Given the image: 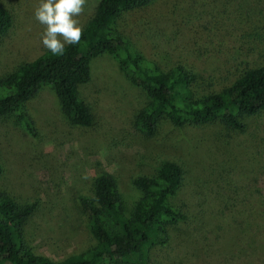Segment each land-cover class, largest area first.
I'll return each mask as SVG.
<instances>
[{
  "label": "rangeland",
  "instance_id": "obj_1",
  "mask_svg": "<svg viewBox=\"0 0 264 264\" xmlns=\"http://www.w3.org/2000/svg\"><path fill=\"white\" fill-rule=\"evenodd\" d=\"M97 2L87 0L76 17L81 27ZM0 3L12 16L0 36L3 77L47 49L44 26L34 18L40 0ZM249 17L264 21V0H155L119 25L147 61L162 68L182 60L200 74V88L215 89L236 69L264 60V44L241 37L246 26L240 23ZM78 91L95 115L92 128L69 125L49 86L23 105L34 134L13 115L0 119V185L18 201H37L25 225L35 253L59 261L93 244L76 205L95 175L113 177L128 213L140 195L132 179L171 160L183 170L171 203L185 218L168 228L165 244L150 250L149 264H264V112L249 117L241 133L215 124L178 129L165 121L142 137L132 119L146 95L106 54L90 60L89 80ZM8 92L0 87V95Z\"/></svg>",
  "mask_w": 264,
  "mask_h": 264
},
{
  "label": "trees",
  "instance_id": "obj_2",
  "mask_svg": "<svg viewBox=\"0 0 264 264\" xmlns=\"http://www.w3.org/2000/svg\"><path fill=\"white\" fill-rule=\"evenodd\" d=\"M153 1L98 0L82 27L79 44L66 45L62 56L46 50L0 77V87L9 90L0 95V119L13 115L34 134L23 105L41 86H49L69 125L94 127L95 115L78 87L89 80L90 60L106 54L146 95V103L132 119L142 137L153 136L165 121L178 129L215 124L225 132H243L249 117L264 112V60L236 69L229 81L215 89L200 88V74L182 60L162 68L147 61L124 38L119 22ZM11 23L10 11L0 3V36ZM242 23L246 28L240 30L241 37L263 45L264 21L249 17ZM3 173L0 164V180ZM182 181L181 165L171 160L162 162L152 175L134 177L132 184L140 195L126 213L113 177L98 173L91 179L89 195H79L76 205L94 242L80 254L59 261L35 253L26 241L25 225L37 201H18L0 185V264H149L150 250L165 244L168 228L185 218L171 203Z\"/></svg>",
  "mask_w": 264,
  "mask_h": 264
},
{
  "label": "clouds",
  "instance_id": "obj_3",
  "mask_svg": "<svg viewBox=\"0 0 264 264\" xmlns=\"http://www.w3.org/2000/svg\"><path fill=\"white\" fill-rule=\"evenodd\" d=\"M87 0H40L34 18L44 26L41 41L44 48L55 56L65 53L66 45H77L83 29L78 19L85 10Z\"/></svg>",
  "mask_w": 264,
  "mask_h": 264
}]
</instances>
